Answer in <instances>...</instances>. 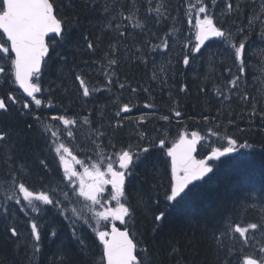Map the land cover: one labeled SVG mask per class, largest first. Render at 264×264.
<instances>
[{
  "label": "snow or ice",
  "instance_id": "6c2138e0",
  "mask_svg": "<svg viewBox=\"0 0 264 264\" xmlns=\"http://www.w3.org/2000/svg\"><path fill=\"white\" fill-rule=\"evenodd\" d=\"M78 2L85 14H94V23L92 21L90 23H93V27L99 25L100 31V35H96L94 39L90 38L91 34H82L84 51L91 56H95L97 51L103 53L99 60H93L91 65L88 61H84L80 71L69 70L74 82H78V88L82 90L83 97H90L93 92L101 91V89H90L85 79L88 74L85 70L95 64L100 65L97 71L106 80L104 90L110 91L112 85L119 82L117 72L122 63L135 61L145 67L151 64V80L166 83V74L169 71L166 65H170L171 61L158 65L153 57L161 54L160 49L170 50L169 42L174 36L178 39V34L181 32L176 26L177 18L171 15V0H78ZM76 5L77 0H51V2L50 0H0V30H2L0 37L6 35V39L0 41V92L3 93L0 94V157L6 166V169H0V188L4 191V198L0 201V217L5 221L0 242L12 246L13 251L21 257V264H38L42 253L39 221L46 211L45 206H51L68 221L71 235L81 253L84 254H87L88 245L85 242V236L81 234L82 226L91 229L93 219L99 225L100 221H108L109 218L123 225L121 230L113 224L110 232L99 230V227L94 229L95 235L103 245L101 264L105 262L106 264H157L156 254L146 241L143 242L144 246L138 249L141 241L132 231L135 228V223L132 221L141 207L151 210V205L157 208V211L152 212L151 231L157 233L165 225L167 213L158 210L159 201L152 205L150 198L145 200L141 197L133 204L125 195L126 180L134 176L136 169L143 165L145 171L149 173V178L156 182L152 187H159L160 182L167 179L166 200L175 201L177 197H181L185 189L189 191L198 189L202 180L213 170L210 162H214L215 159L227 153L235 152L237 140L228 137V146L223 150L219 147L212 148L210 155L204 159L195 160L192 153L196 150L198 138L196 132L192 133L191 140L187 139L186 135H181L171 147L166 144L167 137H157L159 141L157 145L148 141L143 132H137V140L146 142L147 146L137 145L135 150L132 145L122 147L118 152H113L106 157L107 164L104 171L100 170V165H94L96 183L85 187L81 179L79 186H74L77 173L68 170L67 161L63 155V152H67L68 149L62 143L57 145L58 131L53 130L54 125L51 122L58 121L67 130V126L75 125L78 121L64 115L44 117L38 111L44 105V100L37 98V94L48 93L47 106L52 107L50 93L61 85H55V88L52 85L48 88L44 87L42 62L44 67L48 66L45 58H51L50 45L55 51L57 47L71 41V26H78L81 18ZM193 7L197 8L196 43L193 51L199 53L201 46L205 45V41L210 38L218 39L225 45L226 50H231L235 74L231 67L226 69L232 79L227 82L230 85L227 88L229 95L224 96L223 99L230 103L232 95H236L245 105L251 103V115L255 116L257 103L264 104V89L260 90V100H258L256 96L250 97L249 93L240 86L241 83L246 84L244 79L246 69L252 67L247 59L246 31L250 33L258 21L262 29V38H264V0H259L258 6L256 0H239V2L220 0V3L217 0H210V2L197 0V5L189 4L188 11H191ZM209 8H221L217 23H214V16L209 13ZM246 8L251 10L247 28L236 23ZM66 9H71L74 15L65 14ZM200 14H204L203 19L199 18ZM229 19L231 23L228 22ZM169 20L173 21V24L163 35H158L148 27L150 24L167 25ZM188 23H192L191 18ZM129 25L132 29H141V33L147 37L131 48L125 43ZM49 33L54 35L46 42L45 37ZM105 35L108 36V43L102 47ZM155 39H158L160 43L153 44L152 41ZM183 47L188 48V44H184ZM59 55L57 53V57ZM190 55L191 52L183 56L185 66L190 64ZM60 64L61 75H63V67L68 64L67 59L60 60ZM260 71L264 72V56H261ZM13 85H19L31 101L21 100L14 95ZM119 87L125 89L126 84L119 83ZM128 87L130 88V85ZM186 88L185 85L180 91H186ZM130 90L133 93L137 91L136 88H130ZM143 91L147 92L148 88H144ZM217 91L219 93V89ZM145 107H152V105L147 104ZM131 111L132 108L125 103L115 116L120 117L121 113ZM174 114L176 117L181 115L178 111ZM202 118L205 121L209 120L207 115ZM101 119H103V111ZM162 119L167 121L169 117L164 116ZM261 119H264V113L261 114ZM143 120L145 115H140L137 124ZM20 121H23L22 127L12 126L13 123L18 124ZM231 122L230 120L229 123ZM83 123L90 125L92 121L84 117ZM108 127L114 130L120 129L123 127V120H117L115 125L109 124ZM100 128L105 130H93L96 140H102L107 134L104 124H100ZM67 134L71 137L72 131L67 130ZM109 143L111 144V141ZM41 144L43 148L34 150L31 147ZM111 147L115 148L116 145L111 144ZM45 148L59 157V161L63 163L64 175L59 183H42L40 190L37 191L28 182L29 177L26 174L31 165L26 158L17 159V157L22 152L30 153L34 157L36 166L47 174L50 169L47 156L44 154ZM156 152L165 153L166 157H171L170 176L166 159L163 161V169L158 166V158L154 154ZM117 162L118 169L114 167ZM41 179L43 180V177ZM106 185H111L107 193L109 199L102 203L101 198L105 193ZM169 192L170 194H167ZM81 197L85 198L86 202H81ZM9 201L19 205V209L14 211ZM112 201H115V208L110 206ZM73 204H81V207H73ZM97 208L102 210L98 211ZM18 213H23V224ZM33 213L36 215L33 216ZM22 226L27 230V235H22ZM250 231L264 233V217L258 223H250L247 227L236 224L235 227L229 226L225 230L218 231V234L217 231L211 232L207 237L212 248L211 260L208 264H231L233 249L224 242L225 237L231 239L232 234L238 233L243 244L249 245L250 240L254 239L249 237ZM50 235L55 237L57 230L52 228ZM187 243L194 244L195 239ZM168 248L170 260H175V264H186L179 241H169ZM0 264L5 262L0 260ZM51 264H77V262L73 259L71 249L64 247L58 248V253ZM242 264H264V247L259 249L255 258L245 257Z\"/></svg>",
  "mask_w": 264,
  "mask_h": 264
},
{
  "label": "trees",
  "instance_id": "16d2710c",
  "mask_svg": "<svg viewBox=\"0 0 264 264\" xmlns=\"http://www.w3.org/2000/svg\"><path fill=\"white\" fill-rule=\"evenodd\" d=\"M189 1L191 0H171V15L177 18L176 26L181 32L178 34L177 42L170 43V50H159V53L162 51L168 55L166 60H159L155 57L156 55L153 57L158 65L171 61L170 65H166L169 68L166 83L151 80V64L145 67L135 61L122 63L117 72L119 82L113 84L110 91L104 90L106 80L97 71L100 65L95 64L85 70L88 73L85 79L90 89H101V91L93 92L90 97H83L82 90L78 88V82H74L69 70L80 71L84 61H88L91 65L92 61L99 60L103 53L97 51L95 56H91L84 51L82 34H91L90 38L94 39L96 35H100V31L99 25L93 27L94 14H85L77 0L76 7L81 18L78 26H71V41L57 47L55 51L50 45L49 56L51 58L46 59L47 67L43 65L44 87L48 88L50 85L54 88L55 85H61V87L50 93L51 108L47 106L48 93L37 96L44 100V105L39 109L43 116L65 114L78 121L72 129V135L74 134L79 141H74L73 147L79 154L86 157L106 159L122 147L132 145L135 150L137 145L147 146L146 142L137 140V132H143L148 141L157 145L159 143L157 137H167L166 144L169 146L182 133L195 131L208 136V140L201 145V155H206L216 147L223 150L228 146V137L237 140L238 152L236 154L217 160L212 172L202 180L198 189L193 191L186 189L175 201L166 200L167 179L162 180L159 187H152L156 182L149 178V173L145 171L143 165L136 169L134 176L127 179L125 195L133 204L141 197L145 200L150 198L152 205L159 201L158 210L167 213V221L157 233L151 231L152 212L157 211V208L151 205V210L141 207L132 221L135 223L132 231L141 241L138 249L143 247V242L146 241L156 254L157 264H175V260H170L168 256L169 241H179L186 264H208L211 260L212 248L207 237L211 232L217 231L218 234V231L225 230L229 226L235 227L236 224L247 227L250 223H258L264 217V119H261L264 104L257 103V112L253 116L251 115V103L245 105L236 95H232L230 103L224 101L223 97L229 95L227 88L230 85L227 82L232 79L226 69L231 67L235 74V67L231 58V50H226L225 45L218 39L208 40L199 53L191 52L190 64L187 66L183 64V56L186 53L183 52L184 44L181 40L190 29ZM217 2L220 3V0ZM256 4L258 6L259 0H256ZM211 10L214 23H217L220 19L221 8H211ZM64 11L67 15H74L71 9ZM250 11L246 8L236 23L247 28ZM228 22L231 23V19ZM172 24L173 21L169 20L167 25L153 26L150 24L148 27L158 35H163ZM245 34L248 35L247 59L252 67L246 69L244 77L246 84L241 83L240 87L245 89L250 97L256 96L260 100L259 92L264 89V72L260 71L261 56H264V38H262L259 22H256L250 33L246 31ZM146 38L141 33V29H132L129 25L125 43L131 48ZM2 39H5L4 36L0 37V41ZM159 42L158 39L152 41V43ZM107 43L108 36L105 35L102 47ZM57 53L60 54L59 57ZM62 59L68 61V64L63 67V75L60 71V60ZM119 83H125L126 88L120 89ZM128 85L130 88H136L137 91L131 92ZM185 85L187 86L186 91H180ZM12 88L15 89L14 95L21 100L25 99L17 85H13ZM144 88H148V91L144 92ZM0 94L3 93L0 92ZM125 103L129 104L132 111L121 113L120 117H116L115 113ZM147 104H151L152 107H145ZM33 107H35L34 104ZM102 111L103 119H101ZM177 111L181 113L179 117L174 114ZM140 115H145V120L137 124ZM205 115L209 117L208 121L203 120L202 117ZM164 116H168L169 119L163 120ZM84 117H88L92 123L84 124ZM121 119L123 127L120 129L114 130L108 127L109 124L115 125L116 121ZM230 120L231 123H229ZM100 124L105 125L107 134L102 140H96L93 130H105L100 128ZM12 126L22 127L23 121L18 124L13 123ZM109 141L116 147H111ZM41 145L31 147L35 150L41 148ZM53 153L44 152L48 154L49 167L53 172L51 178L48 174L38 173L42 170L36 166L34 157L30 153H19L17 159L24 157L31 165L32 180L40 184L49 182L55 184L61 180L59 174L61 169L59 164L55 165ZM165 153L156 152L154 154L158 158L157 163L161 169L166 159L170 176L171 162ZM0 164L1 169H6L2 157H0ZM112 202L115 203V201ZM4 223L5 221L0 217V236H2ZM21 224H23L22 219ZM40 226L44 240L41 241L42 253L38 264H51L58 253V248L64 247L71 249L73 259L77 264L101 263L103 245L89 228L82 229L88 245L87 254H84L81 253L71 235L68 221L55 208L46 207ZM52 228L57 230L55 237L50 235ZM21 231L22 235H27V230L23 226ZM248 235L254 237L249 245L243 244L238 233L232 234L231 239L225 237L224 242L233 249L231 264H242L244 258L248 256L255 258L259 249L264 247V233L250 231ZM193 239H195L194 244L187 243ZM0 260H3L5 264H21V257L13 251L12 246L2 242H0Z\"/></svg>",
  "mask_w": 264,
  "mask_h": 264
},
{
  "label": "rangeland",
  "instance_id": "374dc122",
  "mask_svg": "<svg viewBox=\"0 0 264 264\" xmlns=\"http://www.w3.org/2000/svg\"><path fill=\"white\" fill-rule=\"evenodd\" d=\"M189 4L197 5V0H194V1L191 0V1H189ZM210 10H211V8H209V13L213 14L212 10L211 11ZM188 14L190 15V18L192 19V23L189 24L190 29L186 32L187 34L184 36V39L181 40V42H183V44H188V48L183 49V52L186 54L189 52H194L193 49H194V45L196 43V32H197V28L195 26V22H196V18H197V8L193 7L191 11H188ZM203 15L204 14H200L199 18L203 19ZM189 41H190V43H189ZM174 42H177V38H175V36H174L173 40H171L169 43H174ZM153 44H158V43H153ZM160 50H164V49H160ZM160 53L162 56H159L158 54L155 56L159 60H161V59L166 60L168 58V55H166L164 52L160 51ZM37 96H38V94H37ZM64 116H66V115L64 114ZM44 117H51V116H44ZM66 117L68 118L69 116H66ZM69 119H73V118L69 117ZM51 124L54 125L53 130L58 131L57 145L62 143L64 145V147L68 149L67 152H63L65 160L67 161L68 170L69 171H75L77 173V175L75 177V185L74 186L78 187L81 179H83L85 187H87L89 184L96 183L94 165H100V170L104 171L106 169V164H107L106 159L102 160V158L86 157L85 155H81L77 152V150L73 147V143H74V141H79V139L75 138L74 134L71 137H69L67 134V130L72 131L74 125L67 126V130H66L65 126H63L58 121H52ZM199 136L203 142H206L208 140V138H207L208 136H206V135L200 134ZM53 154L55 155V153H53ZM57 160H58L59 166L63 170V174H64L63 163L59 161L58 156L55 157L54 161H57ZM114 167H115V164H114ZM0 169H1V166H0ZM90 173H91V175H90ZM28 182L31 185H33L35 183V181L30 180V178H29ZM110 189H111V185L105 186V193L101 198L102 203L109 199L107 193ZM36 190L39 191L40 189H36ZM3 198H4V191H3V188H0V201H2ZM80 201L86 202L85 198H83V197L80 198ZM9 203L13 205V208L16 207L19 209V205H15L14 201H9ZM88 203H90V202H88ZM72 206L80 208L81 204H73ZM45 207H48V206H45ZM96 210L99 211L102 209L97 208ZM85 211H87V209H85ZM88 214L91 215V213H88ZM32 215L35 216L36 214L33 213ZM92 224H93V228H91V229L89 228V229L94 233V235H95L94 229L96 227H99V230L109 231L107 221H100V224L97 225L95 219H93ZM83 228H88V227L82 226L81 234H82Z\"/></svg>",
  "mask_w": 264,
  "mask_h": 264
},
{
  "label": "water",
  "instance_id": "95a60500",
  "mask_svg": "<svg viewBox=\"0 0 264 264\" xmlns=\"http://www.w3.org/2000/svg\"><path fill=\"white\" fill-rule=\"evenodd\" d=\"M50 2H51V0H50ZM1 32H2V30H0ZM52 35H54V34H52V33H49L48 34V36H46L45 37V40H46V42H48V38L50 37V36H52ZM5 37H6V35H5ZM210 39H216V38H210ZM207 41H205V43H206ZM204 46V45H203ZM203 46H201V48L203 47ZM49 54H50V47H49ZM47 58V57H46ZM45 58V59H46ZM42 69H43V62H42ZM18 87H19V85H18ZM21 91H22V93H23V90L21 89V88H19ZM25 96H26V94L25 93H23ZM27 97V96H26ZM28 98H30V97H28ZM192 133H193V131L192 132H190L189 134H183V135H186V137H187V139H189V140H191L193 137H192ZM179 140V139H178ZM177 140V141H178ZM176 141V142H177ZM199 144H200V138H199V136H198V138H197V144H196V150L192 153V155H193V157H194V159L195 160H199L198 159V157H197V154H198V150H199ZM171 147V146H170ZM237 152V150L235 151V152H232V153H227L225 156H228V155H230V154H233V153H236ZM208 155H210V154H208ZM207 155V156H208ZM225 156H222V157H225ZM171 158V157H170ZM220 158V157H219ZM182 194V193H181ZM112 227V226H111ZM111 227H110V230H111ZM116 227H118L117 225H116ZM119 228V227H118ZM121 229V228H120ZM121 230H123V229H121ZM105 264H106V262H105Z\"/></svg>",
  "mask_w": 264,
  "mask_h": 264
},
{
  "label": "flooded vegetation",
  "instance_id": "af4514ba",
  "mask_svg": "<svg viewBox=\"0 0 264 264\" xmlns=\"http://www.w3.org/2000/svg\"><path fill=\"white\" fill-rule=\"evenodd\" d=\"M26 99V98H25ZM41 148H43V145H41ZM44 152H48V150H46V149H44ZM46 156H48V154H45ZM58 161V160H57ZM215 162V161H214ZM214 162H212V167H213V164H214ZM59 163V162H58ZM32 170H31V168H30V170L26 173L27 175H28V177L29 178H32L31 176H33V174H32ZM38 173H40V174H43V172H41V171H38ZM48 174V173H47ZM59 174H63V172H59ZM48 176H49V174H48ZM60 177H62L61 175H60ZM49 178H51V176H49ZM113 208V207H112ZM109 220L111 221L112 219L111 218H109ZM117 223H119L118 221H116Z\"/></svg>",
  "mask_w": 264,
  "mask_h": 264
},
{
  "label": "bare ground",
  "instance_id": "6f19581e",
  "mask_svg": "<svg viewBox=\"0 0 264 264\" xmlns=\"http://www.w3.org/2000/svg\"><path fill=\"white\" fill-rule=\"evenodd\" d=\"M131 46V45H130ZM221 46V45H220ZM201 72H203V70L201 71ZM47 116V115H46ZM69 118V117H68ZM49 169H50V167H49ZM48 174H49V176H51V177H53V172L51 171V170H49V172H48ZM13 210L14 211H17L18 210V208H13ZM49 213V212H48ZM51 213V212H50ZM54 214V213H53ZM18 215H19V217H20V219H22V221H23V213H18ZM50 215V214H49ZM53 217V216H52ZM49 218V217H48ZM53 220V219H52ZM41 221V220H40ZM40 221H39V223H40ZM47 224V223H46ZM42 236H43V234H42ZM42 240H44L43 238H42ZM41 240V241H42Z\"/></svg>",
  "mask_w": 264,
  "mask_h": 264
}]
</instances>
